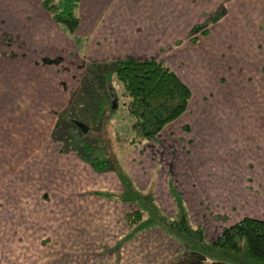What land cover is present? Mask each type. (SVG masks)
<instances>
[{
  "label": "crops",
  "instance_id": "0c3cea01",
  "mask_svg": "<svg viewBox=\"0 0 264 264\" xmlns=\"http://www.w3.org/2000/svg\"><path fill=\"white\" fill-rule=\"evenodd\" d=\"M220 7L224 17L207 23V34L198 43L212 37L210 44L218 46L220 34L233 25L237 47L249 27L257 39L263 32L254 47L264 46V0H81L77 46L50 20L40 0H0L4 31L19 38L8 40L10 50L0 46V264H142L139 257L147 254L158 255L152 264H167L181 252V246L157 228L120 243L130 232L126 215L137 205L115 197L124 192L115 169L98 172L55 140L56 119L72 93L60 70L70 71L68 59L75 55L77 61L98 65L131 58L153 60L166 64L188 86L189 105L194 88L203 92L198 84L205 78L212 82L213 102L221 101L215 74L222 70L210 64L211 55L196 53L194 60L204 66H195L191 59V71L197 74L191 80L172 67L169 63L174 60L167 56L190 46L193 28L206 24L205 19ZM229 17L231 21L223 24ZM163 131L140 147L143 155L148 149L159 155L157 162L156 155L152 157L156 176L125 163L122 170L136 190L151 194L168 215L174 210L169 188L175 187L199 224V207L181 183L185 176L195 184L206 183L195 166L199 157L186 160L183 150L181 154L169 148ZM183 159H192L194 172L179 173ZM129 254L138 256L126 262ZM148 263L144 259L143 264Z\"/></svg>",
  "mask_w": 264,
  "mask_h": 264
},
{
  "label": "rangeland",
  "instance_id": "374dc122",
  "mask_svg": "<svg viewBox=\"0 0 264 264\" xmlns=\"http://www.w3.org/2000/svg\"><path fill=\"white\" fill-rule=\"evenodd\" d=\"M221 8H218L210 16L216 14ZM211 17L208 16L204 22L210 24ZM230 21L229 17L223 24L227 25ZM227 27L228 33L220 34L218 40L221 43L218 46L216 43L214 46L210 44L212 37L193 45L190 42L193 38L192 32H190V46L183 47L179 51L182 52L180 57L179 52L167 54L168 57L171 56L168 58L169 60H174L169 64L172 67H178L180 72L188 75L190 80L196 79L197 76L194 71H191V64L195 62V66L201 64L199 59L194 60L198 51L211 55L210 64L217 71L222 70L218 74H215L216 70L214 72L220 83L219 87L216 81L221 92V101L213 102V97L215 98L216 94L213 92L212 82L208 78L198 80L200 81L198 85L202 87V90L204 89L203 92H199V88L197 90L193 87L194 96L185 114L162 133L169 142V148L175 152L181 151V154L183 150V157L186 160L199 157L196 161L198 165L195 166L199 168L198 172L202 177H205L206 183L195 184V181H189L190 178L185 175L181 183L185 185L189 194H193L191 202L199 207L201 213H196V217L199 224L204 226L208 240L216 239L224 228L233 225L243 217L264 220V61L258 62L257 60L258 58L264 59V46L254 47L256 41L261 40L260 36L263 32H258L257 39L254 36L256 35L254 30L252 31L248 26L249 29L244 39L250 43H245L244 39L239 40V48L235 40L238 38L236 28L233 25ZM5 28L6 26H3V22L0 20V46L3 45L2 48L10 50L8 40L15 42L19 38L15 32L7 34L4 31ZM60 28L64 35L76 45L75 39L62 26ZM218 28H213V30H216L217 33ZM199 35L196 36L197 39H199ZM72 58L68 59L72 62L70 71L60 70L62 78L68 81V85L70 84L68 88L72 92L64 108L69 101L75 98L72 95L77 94L80 81L90 65L85 64L82 59L77 61L78 55L74 56V60ZM201 66L204 65L201 64ZM97 73L100 76L93 82L94 85H97L90 92L92 100L85 102L84 106L89 110V123L82 120L88 119V116L81 119L77 118L81 117L80 115H76V117H71L70 113L66 115V118L72 119V124L80 122L86 125L88 132L83 134L73 125L68 130V147L61 139L58 137L57 139L54 133L55 140L59 142L62 150L66 148V151H78L79 143L84 141L90 147V157L107 161L114 169L117 167L124 169L128 164L139 173L151 172L156 176L157 170L153 169L155 161L152 157L153 154L156 155L157 162L159 155L151 149L145 151L147 155H143L141 154L143 151L140 150L142 145H148L149 142H153L152 140L136 145L129 143L120 149L117 147L116 140L118 138H131L129 97L123 84L115 77H104L101 71H97ZM222 73L223 77H221ZM222 97L226 99V103L224 100L222 101ZM101 99H104V107L100 109L98 103ZM114 103H116L115 106ZM76 113L79 114L78 110ZM234 119L237 121H230H234ZM168 135L172 139H168ZM181 146L184 148L182 147V149ZM79 157L81 156L79 155ZM83 159L87 162L91 158ZM190 161L182 160L183 167L179 173L183 174L188 171L191 174L195 171L194 164ZM9 215L7 213V216ZM142 246L145 247V244L139 247ZM120 256L122 257V255ZM137 256L129 254L126 262H131L130 259ZM157 258V254L139 257L142 264L144 259L146 263L148 261V264H152Z\"/></svg>",
  "mask_w": 264,
  "mask_h": 264
},
{
  "label": "trees",
  "instance_id": "16d2710c",
  "mask_svg": "<svg viewBox=\"0 0 264 264\" xmlns=\"http://www.w3.org/2000/svg\"><path fill=\"white\" fill-rule=\"evenodd\" d=\"M80 2L81 0H40L41 7L50 20L59 27L62 26L75 39L76 46L79 40L74 34L80 25ZM224 15L225 9L221 8L211 17L209 23L218 22ZM207 26L206 23L193 28V38L190 40L193 45L198 42V34H207ZM97 71H101L104 77H115L123 84L129 97L131 138H118L116 141L119 149L129 143L136 145L155 140L164 128L180 119L188 109L192 97L190 89L162 62L131 58L105 65L90 64L80 81L77 94L72 95L75 96L74 100L68 102L56 119L55 136L61 139L66 147L69 146V127L74 125L72 119L66 118V115H80L81 117L77 118L81 119L88 116L89 110L84 106L85 102L92 100L90 92L97 85L93 82L100 76ZM88 73L91 74L90 77ZM103 102L104 99H101L98 103L100 109L104 107ZM77 110L79 114L76 113ZM82 120L89 123L90 118L88 116V119ZM78 132L81 133L79 130ZM79 145V150L75 151L85 159L91 158L87 162L96 171L114 169L109 162L90 157L91 150L86 142L82 141ZM115 170L124 187V192L115 197L121 202H134L137 205V210L126 215L130 232L120 243L141 232L157 228L181 246V252L167 264H264L263 219L243 217L224 228L216 239L208 240L205 228L190 215L175 187L170 185L169 188L174 210L168 215L155 203L151 194H144L134 188L132 180L121 167Z\"/></svg>",
  "mask_w": 264,
  "mask_h": 264
},
{
  "label": "water",
  "instance_id": "95a60500",
  "mask_svg": "<svg viewBox=\"0 0 264 264\" xmlns=\"http://www.w3.org/2000/svg\"><path fill=\"white\" fill-rule=\"evenodd\" d=\"M74 125L83 133L86 134L88 132V128L86 125L80 123V122H74Z\"/></svg>",
  "mask_w": 264,
  "mask_h": 264
}]
</instances>
